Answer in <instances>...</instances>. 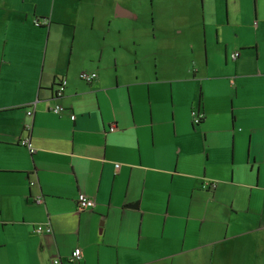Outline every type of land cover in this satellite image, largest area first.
Masks as SVG:
<instances>
[{"label": "crops", "instance_id": "obj_1", "mask_svg": "<svg viewBox=\"0 0 264 264\" xmlns=\"http://www.w3.org/2000/svg\"><path fill=\"white\" fill-rule=\"evenodd\" d=\"M261 250L264 0H0V264Z\"/></svg>", "mask_w": 264, "mask_h": 264}, {"label": "built area", "instance_id": "obj_2", "mask_svg": "<svg viewBox=\"0 0 264 264\" xmlns=\"http://www.w3.org/2000/svg\"><path fill=\"white\" fill-rule=\"evenodd\" d=\"M36 23L39 24V22H36ZM238 57H239V52H236V53L234 54V59L236 60ZM97 76H98V74H97L96 72H92V73H89V72H83V73H81V75H80L81 79H82V80H85V81H87V82H92L94 79L97 78ZM65 86H66V81H65V80H62V81L58 84V87H57V89H56V91H55L56 96H59V97H60V96H63L64 91H65ZM62 109H63V108H62L60 105H57V106L54 108V111H55L56 113H59V112L62 111ZM32 114H33V111H29V115H32ZM193 115H194V122H195L196 124H199L200 121H201V118H200L201 116L198 115L197 112H194ZM73 119H75V115L73 116ZM28 127H30V126H28ZM114 129H115V128L112 127L111 130H114ZM21 144L24 145V146H26V147H28V148H30V150H31L32 152H34V148H33L32 143H31V141H30L29 139H27V140H22V141H21ZM117 168H119V164H117ZM37 201H38V202H41V201H42V198L39 197V198L37 199ZM78 206H79L80 209L92 208V207L95 206V200L92 199V198H90V197H88V196L85 195V194H80V195H79V199H78ZM38 230H39V233H42V231H44V227H43V226H40V227L38 228ZM46 230H47V231H51V228L49 227V228H47ZM82 254H83V253H82V249L79 248V247L76 248V249L72 252V255H71V258H70L71 261L75 262V261L79 260V259L82 257ZM52 264H62V261H61L60 258H54Z\"/></svg>", "mask_w": 264, "mask_h": 264}, {"label": "rangeland", "instance_id": "obj_3", "mask_svg": "<svg viewBox=\"0 0 264 264\" xmlns=\"http://www.w3.org/2000/svg\"><path fill=\"white\" fill-rule=\"evenodd\" d=\"M127 57H128V58H127ZM126 58H127V60H128V59L131 60L132 63L135 62V59H134V56H133V55H131V56H126ZM145 59H147L149 63L152 62V60L150 59V57H147V58H145ZM129 60H128V61H129ZM260 253H261V255H264V251L261 250ZM252 254H258V250H257V248L254 249V250L252 251Z\"/></svg>", "mask_w": 264, "mask_h": 264}, {"label": "trees", "instance_id": "obj_4", "mask_svg": "<svg viewBox=\"0 0 264 264\" xmlns=\"http://www.w3.org/2000/svg\"><path fill=\"white\" fill-rule=\"evenodd\" d=\"M36 22H38V21H36ZM37 24V23H36ZM39 24H40V22H39Z\"/></svg>", "mask_w": 264, "mask_h": 264}]
</instances>
